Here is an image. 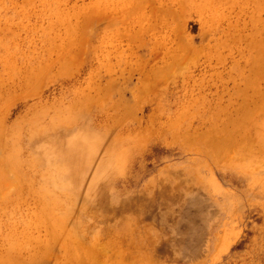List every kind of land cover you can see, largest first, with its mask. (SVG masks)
Listing matches in <instances>:
<instances>
[{
  "label": "rangeland",
  "instance_id": "374dc122",
  "mask_svg": "<svg viewBox=\"0 0 264 264\" xmlns=\"http://www.w3.org/2000/svg\"><path fill=\"white\" fill-rule=\"evenodd\" d=\"M0 264H264V0H0Z\"/></svg>",
  "mask_w": 264,
  "mask_h": 264
}]
</instances>
